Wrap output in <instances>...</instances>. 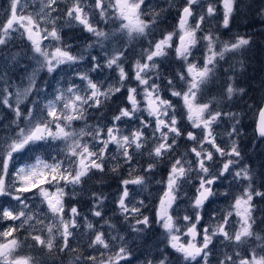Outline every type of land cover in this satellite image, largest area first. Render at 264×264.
<instances>
[{
  "label": "snow or ice",
  "instance_id": "obj_1",
  "mask_svg": "<svg viewBox=\"0 0 264 264\" xmlns=\"http://www.w3.org/2000/svg\"><path fill=\"white\" fill-rule=\"evenodd\" d=\"M59 2L60 0H41L38 11L33 14L27 11L29 7L27 0L23 2L10 0L6 13L7 19L0 25V46L7 45L12 32L26 35L33 53L30 58L35 60L40 69H46L49 74L57 72L61 66H77L81 61L86 60L88 57L83 53L74 55L70 51L71 45L64 42L61 35L62 28L57 26V21L61 17L51 15L57 11L56 5ZM64 2L67 5L64 17L68 26L71 27L74 21L95 38L93 43L87 45L85 51L96 45H99L103 51L105 42L112 41L117 33L128 39L147 37L159 22L162 13L166 11V9L159 11L151 9L145 12V0H94V4L88 7H94L101 22L107 23L110 19L120 22L115 32L110 33L99 27V23L92 22V13L86 11L85 0H64ZM168 3L169 7L176 6L175 0H168ZM220 3L223 8L220 27L229 29L239 0H220ZM197 6L202 9L200 14L196 12ZM216 15L217 7L211 0H208L206 4L205 0H185L183 5L179 6L176 29L163 34L162 38L155 42L149 41L150 47L141 53L143 62L141 59L136 60L133 78L138 82V86L127 87L126 99L130 107L119 108L118 114L112 117L111 126L96 125L90 128L86 121L88 109L100 108L103 101L120 93L129 79L123 67L125 51L119 47H116L111 55L105 52L106 59L103 64L97 56L89 53L93 62L90 72H98L105 67L118 70L117 83L107 88H102L101 84L95 82L88 72L77 71L75 75L85 84L84 88L74 82L68 83L67 87H62L58 82L53 98H45L41 101L40 97L45 90L37 87L35 71L28 77V83L23 90L17 87L15 92L9 90L11 84L6 78L7 72H0V105L14 112L15 120L12 124L16 126L14 135L0 139V197H8L21 206L19 210L14 207L0 206V220L13 222L4 230H0V264H34L33 257L17 254L23 246V241L15 234L25 225H29L33 230L29 232L31 239L37 245L46 248L49 253L56 248L59 252L66 250L79 252L78 248L71 246L70 241L74 238V230L79 227L80 213L75 206L66 213L64 197L67 193L64 187L69 184L73 186L81 184L83 179L93 171L103 173L106 160L109 158V145H115L116 152L119 154L118 157L113 155L111 159H123L129 166V178L120 181L121 194L117 201L118 207L125 220L129 217L135 220V224L132 225L133 232H142L143 228L138 227L140 225L149 226V217L141 212L144 201H138L139 206L132 204L133 194L129 186L144 187L148 180L147 174L154 172L157 164L166 155L175 151L178 146L177 138L185 135L178 127L176 105L162 94L165 89L171 96L182 100L186 118L191 127L200 130L199 134L193 131L186 133V139L194 142L195 146L172 160L166 181H157V183H165V189L156 208V222L167 235L168 247L180 254L184 264H211L210 257L213 255L214 241L219 238L224 247H233V252L232 254L225 252L217 264H264V236L253 230L256 220L253 217L252 204L254 196L264 197V192L254 187L255 176L249 165L244 164L236 168L243 159L236 139L241 135L239 127L241 113L223 112L219 110V105L213 109L215 98L207 103L198 101V96L215 76L220 61L227 62L226 57L229 54L242 56L251 44V37L236 35L233 39L222 40L219 34L211 30L204 32L203 26L213 20ZM261 15L264 16V11ZM146 16L151 18L145 19ZM193 19H195L194 24L191 22ZM42 25H51V27ZM198 33L204 34L198 36ZM45 40L50 42L49 45L44 44ZM201 41L204 42L205 49L202 64L190 59L194 57L193 50ZM173 47L177 59L183 61L186 67L184 71L176 74L175 79L163 78L166 79L164 84L157 61L159 58L166 57L168 50ZM18 55L6 54L5 63L17 61ZM239 63L242 68L243 60ZM229 70H233L232 65L224 69L225 72ZM149 73H154L155 79ZM228 79L233 81L234 77L229 76ZM157 80L162 82L157 83ZM177 81L181 82L180 90H177ZM138 88H140L139 91ZM245 91L244 88H237L230 82L225 89L226 99L232 100L234 96L243 95ZM33 95L36 98L28 101V97ZM140 95L143 97V108H141V100L137 99ZM13 96H15V104L10 101ZM26 101L31 104V107L25 113L21 104ZM141 112H147L148 117L152 119L146 120L143 116H138L137 114ZM225 117L233 122L231 131L227 133L231 138L230 146L227 148L217 143L218 134L214 133L213 127ZM125 119L128 121L137 119L140 126L124 134L120 124ZM75 121H85V127L77 132L72 128ZM21 124L24 126L21 127ZM53 125L55 131H53ZM149 127L152 128L151 137L145 131ZM255 131L259 138H264V107L258 108ZM86 136L91 137L94 143L84 142ZM49 140L64 142L65 147L61 149V152L68 161L67 167L64 160L53 157V162L48 163L37 156L34 163L25 164L15 168L14 172L11 171L16 155L30 150L39 142ZM150 140L154 146L148 150L147 155L152 162L143 169L145 174H135L134 157L144 154L143 150ZM205 145L210 147L206 148ZM189 156H193L194 159H189ZM217 156L220 158L221 165L217 172H213L212 166ZM120 168L121 165L118 162L111 171L118 172ZM193 173L198 179L197 194L190 205L193 213L182 217L185 228L182 232L181 225L177 223L181 218L173 214L174 205H177L182 183L190 182ZM226 174L232 175L234 180L247 181L243 192L235 197L231 209L219 221L199 229L198 226L203 220L201 212L206 202L217 194L213 186L221 178H226ZM53 188L54 191L51 190ZM29 193L34 196L38 193L41 204L46 205V212L38 209L36 213L30 215L31 210L25 211L29 209L27 203ZM222 194L228 195L227 192ZM96 200L98 207L103 197L96 196ZM93 215L101 217L102 212L94 210ZM233 215L239 218L236 222L239 227L230 232V218ZM40 216L44 219H40ZM45 219L50 220L46 225ZM33 220L36 224L44 225L41 231L46 230L47 236L33 234L36 231L35 225L29 224ZM16 221L20 223L17 225ZM105 223L109 222L105 221ZM86 227L89 230L94 229L91 222L86 223ZM182 235L189 239L186 242L182 241ZM197 237L200 239L198 240ZM57 240L60 241L59 244ZM111 241H119L118 250L114 255L108 256L106 260H98L95 255L84 256L80 253L75 257V264H80L81 261L87 264H121V262L131 264L133 254L127 246L128 241L125 237L116 235L111 237ZM111 247L112 244L105 232L94 230L89 239L88 248L99 251V249L110 250ZM104 255V252H100V256ZM145 264H171V261L161 249L160 259H149Z\"/></svg>",
  "mask_w": 264,
  "mask_h": 264
},
{
  "label": "flooded vegetation",
  "instance_id": "obj_2",
  "mask_svg": "<svg viewBox=\"0 0 264 264\" xmlns=\"http://www.w3.org/2000/svg\"><path fill=\"white\" fill-rule=\"evenodd\" d=\"M185 0H182L181 4L176 5L175 7H169L168 0H145V5H144V10L145 12H149L151 9H156L157 11L161 9H166L160 17L159 22L157 23V35L158 31L162 28L161 26H164L167 24V26L171 29H176L178 19H179V6L183 5ZM211 2L216 4L217 7V14H219V17H215L216 21H210L209 23H206L203 28L204 32H207L209 30L212 31H217V30H223L227 31V38H221L222 40H228L232 39V37L235 35L231 31L232 27L235 26V21L231 20L230 21V26L229 29H224L220 27V22L222 21L223 17V8L220 3V0H211ZM88 5L86 7V10L92 13V22L93 23H99V27L104 29L107 32L113 33L117 29L119 25V21L115 20H109L107 23L101 22L99 15L96 13V10L93 9V7H88L90 5L94 4V0H89ZM245 3L244 0H240L237 8L241 10L242 4ZM245 8V7H244ZM93 11V12H92ZM196 12L197 14H200L202 10H198L196 7ZM150 16H146L145 19H150ZM167 20V21H166ZM164 21V22H162ZM193 24L195 23V19L191 21ZM156 26L151 30L150 34L147 37H136L135 39H128L126 36H119V34H116V37L110 41V42H105V49L102 51L101 47L99 45H96L95 47L89 48L87 51L85 49L87 48V45L90 43H93L95 38L92 36L91 33H88L83 30V27L80 25L76 29H66L67 31L63 32V40L65 43L70 44L71 48L70 51L74 55H78L83 53L86 57H88L86 60L81 61L79 65L75 67V71H72V67L70 66H61L65 70V78H78L76 77L75 73L77 71L80 72H88L90 77L97 83L101 84L102 88H107L109 85L116 84L118 81V70L115 68L113 69H108V68H103L102 70L98 72H90L89 69L92 65V61L90 59L89 53L91 55L97 56L100 59V63L103 64L106 56L105 52L108 53V55H111V53L116 49V47H119L121 50L125 51V57L123 59V67L125 68V71L128 73L129 79L125 82V87L122 88L120 93H117L116 95L112 96L110 99L103 101L101 104L100 108L96 109L97 116L100 120L109 121V126H111L112 123V117L116 114H118V109L121 107H130V105L127 102V87H137L138 82L133 78L134 77V64L136 60L141 59L143 62L141 53L143 52L144 49H148L150 47L149 41L155 42L161 37H153V32H155ZM71 34H75L76 37H71ZM165 34V33H163ZM204 33H198V36L203 35ZM175 42V41H174ZM194 51V57H190V59H193L195 61H199L201 64L203 62V56H204V42L201 41L197 47L193 50ZM228 56H233L229 54ZM228 56L226 57L227 62L225 61H220V65L222 66L221 69H219L216 72V76H214L208 84L205 86L203 92L198 96V101L202 103H207L209 101H212V99L215 97V88L218 84L219 81H221L223 87L221 88V91H223V94L225 93V89L228 85V83L232 82L234 83V86L237 88H244L246 91L243 95L240 96H249L252 102L251 104L257 105V109L262 106L263 101H264V71L263 74L258 73L256 75V72L253 73V75L249 76V79L251 80V84L247 83L246 77L242 78V81L237 83L236 81V76L234 77L235 73L234 71H228V77L233 76L234 80L229 81L228 77H225L224 79H219L217 80V77H223L224 69H228L229 65H234L233 61L228 60ZM235 58L238 57V54L234 56ZM160 65L159 71L162 75V80L163 83L166 84V79L163 78H176V74L178 72L184 71L186 65L184 64L183 61L177 59L176 54H175V49L174 47L172 49L168 50V54L166 57L159 58L157 61ZM223 69V70H222ZM240 77L242 74V71L239 72ZM245 74V71L243 72ZM150 76L155 79V74L154 73H149ZM217 80V81H216ZM157 83H161V80H157ZM142 88V86H140ZM138 88V91L140 90ZM181 89V82L177 81V90ZM163 96L166 99H170L174 102L176 105L177 109V119H178V127L184 133L185 135H182L181 137H178V146L175 148V151L169 155H166L162 161H160L157 164L156 169L152 173H148V180L147 183L144 187L138 186V185H130V191L133 194L132 195V204L139 206L138 201L143 200L144 201V206L141 208V212L143 215L148 216L150 220V224L148 227H144L143 225H140L138 227L143 228L142 232L136 233L137 234V239L135 240L136 242H141L139 238L145 235V233H148V230H151V234L156 232L157 235H161L165 237L164 239H167V235L164 231V229L156 222V208L158 206L159 198L162 196L163 191L165 189V183H157V181H166L167 175H168V170L171 166L172 160L175 158L179 157L181 154L186 153L189 149H191L194 145V142L189 141L186 139V133L189 131H193L197 134L200 133L199 129H193L191 127V124L188 122L186 118V110L184 109L183 102L180 100L178 97H173L170 95V92L165 89L163 91ZM239 95V94H238ZM237 95V96H238ZM261 96V98H260ZM103 100V98H101ZM138 100H141V108L144 107L143 104V97L142 95L137 97ZM239 100V99H238ZM245 103L249 104L247 102V98L244 99L242 98L241 101H237L236 104L238 105L239 103ZM236 105V106H237ZM258 112V111H257ZM138 116H143L146 120H151V117H148L147 112H141L137 114ZM257 117V115H256ZM139 120L133 119L131 121H128L125 119L123 123L120 124L121 130L124 134H128V132L134 130L135 128L139 127ZM146 134L151 137L152 133V128L149 127L148 129L145 130ZM254 136V135H253ZM258 138V136L256 135ZM260 142H264V138L260 139ZM153 143L150 142L148 145L145 147L144 154L143 155H137L134 157L133 161V167L136 168V173L135 174H145L143 172V169L147 167L149 162H152L149 156L147 155L148 150L153 147ZM111 147V157L113 155H116L117 157L119 154L116 152L115 145H110ZM206 148H209V145H205ZM212 150V149H210ZM214 151V150H213ZM189 159H194L193 156H189ZM220 158L217 156L216 162L213 164L212 169L216 167L219 164ZM121 165V168L119 169L118 172H112L111 168L117 164ZM258 161L252 162L254 164V167L259 169V165L255 164ZM260 163H263L264 161H259ZM264 167V166H263ZM13 169V168H12ZM15 170V169H14ZM105 175L108 176L109 183L104 185L103 191L109 195V205L111 207V216L112 217H119L121 220L126 221V227H129L130 224L129 222H135L134 219L129 217L128 220H125L124 215L121 213V210L118 207L117 201L120 197L121 194V184L120 181L122 179H127L129 178V166L124 163L123 159H118L110 160V164L108 167L107 172ZM95 176V171L92 172V175L90 174L86 176L83 181L87 178L89 180L93 179ZM198 186V179L196 177V174L193 173L191 175V180L190 182H184L181 185V189L179 191V199L177 201V205H174V215L179 216L181 219H179L177 222H183L182 217L185 214H192L193 209L190 207L191 202L193 198L196 196V187ZM189 190V195L192 194V197L184 194L185 189ZM81 191L83 190V187L80 188ZM96 191L92 190V192H89V196L91 199H94ZM260 199H253L252 204L254 206V211H253V217L256 220V223L253 226V230L256 233H259L260 231L262 232V228L264 227V208H262V204L264 205V202L259 204ZM131 206V205H130ZM206 213V214H203ZM260 218H262V222L258 220V215ZM262 213V214H261ZM201 215L203 216V222H208V202H206L205 207L203 211L201 212ZM96 220V219H94ZM208 226L207 224L203 227ZM181 231H185V228L181 229ZM264 233V232H263ZM120 235L119 233H117ZM155 235V234H154ZM130 237H133L130 235ZM200 239V237H197V239ZM189 238L186 236H181L182 241H187ZM134 240H131V244L128 246L129 249L133 250L136 244H132V242H135ZM168 244V243H167ZM179 254V253H178ZM222 255L221 253L217 256V259L219 256ZM212 257V256H211ZM210 257V261H211ZM215 259V258H214Z\"/></svg>",
  "mask_w": 264,
  "mask_h": 264
},
{
  "label": "rangeland",
  "instance_id": "obj_3",
  "mask_svg": "<svg viewBox=\"0 0 264 264\" xmlns=\"http://www.w3.org/2000/svg\"><path fill=\"white\" fill-rule=\"evenodd\" d=\"M89 0H85L86 3V7L89 4L88 3ZM23 2V0H22ZM41 0H27V3L29 4V7L27 8V11L30 13L35 14L36 11H38L39 9V5H40ZM208 2V0H205V4ZM57 7V11L53 12V13H57V12H62L63 16L61 17V19H59L57 21V26L62 28V32L61 35L63 36V32L67 31L66 29H76L78 26H80L79 24H77L76 22H72L71 27L68 26V22L66 20V18L64 17V13L66 11V3L64 2V0H60L59 4L56 5ZM198 10H202L199 6H197ZM94 9V7H93ZM87 11V10H86ZM93 12V11H92ZM52 13V14H53ZM51 14V15H52ZM53 17H55L54 15H52ZM217 17H219V14L216 15ZM212 21H216V18H214ZM263 23V22H261ZM42 26H47V27H51V25H42ZM262 28L261 30H263V41H261V45L262 48H264V24H261ZM260 30V31H261ZM22 31V30H21ZM219 32H223V30H217ZM215 33V32H214ZM18 41H26L30 44V42L27 40L26 35L22 36L20 34V32H12L10 38L8 39V42H10L9 44L13 45L15 42ZM49 41L45 40L44 44L45 45H49ZM31 46V44H30ZM4 49V46H2V50ZM11 53V54H18L19 51H8L6 54ZM25 53V51L23 52ZM5 54V55H6ZM4 55V57H5ZM20 55L17 56V61L15 62H8L7 64L5 63L4 57H1V61H0V72H7V79H9V83L11 84L10 87V91L15 92L17 87H19L21 89V91L23 90V88L27 85L28 83V77L32 75V73L35 71L36 73V82H37V87L44 89V94L41 95L40 99L41 101H44L45 98L46 99H52L53 95L55 93V90L58 86V82L59 85L62 87H67L68 83H72L74 82L76 85H79L81 88L85 87V84L82 83L78 78H65V70L63 68L59 69L57 72L49 74L46 69H40L39 65L35 62V60L33 59H29V60H25L21 63V66L23 67L22 71L20 73H17L18 75H22L23 79H17L14 78L11 73L15 72L16 69V65L18 63V57ZM33 56L32 51L30 52V57ZM264 62V60H263ZM75 67L76 66H72V71H75ZM219 69L222 68V66L219 64L218 65ZM232 72V70H230ZM251 72V71H248ZM216 76V74H215ZM225 77H228V73H226L224 71L223 73V77H217L216 79H224ZM235 77V75H234ZM244 77V74L242 72L241 74V78H240V82L242 81V78ZM216 80V81H217ZM223 87L221 81L218 82L216 88H215V101L213 103V109H216L217 105H219V110L223 111V112H239L241 113V124H240V129H241V135L239 137H237L236 139L238 140V143L240 145V149L242 152V157L243 159L241 160L240 165H237L236 168L238 169L241 165L247 164L251 167V169L253 170V174L255 176V184L254 187L261 191L264 192L262 186H261V181L264 183V167L260 166V162H259V169L254 167V164L252 163L253 161H260L261 157H260V153L263 152L264 155V142H260V140L256 137V133H255V121H256V110H257V105H253L251 104L252 102L255 101H251L250 98H248L249 96H240V95H236L233 97L232 100H227L226 99V94H223V91H221V88ZM244 97L247 98V102L250 103L246 104V109L243 113L240 112L239 109H236L237 106L239 107V105L236 104L237 101H241L242 98ZM35 95L33 96H29L28 97V101H31L33 99H35ZM261 98V96H260ZM239 99V100H238ZM213 100V99H212ZM10 101L15 104V96L10 98ZM237 105V106H236ZM251 106V107H250ZM31 107V104L28 103L27 101L24 104H21V108L23 111H25V113L27 112V109ZM240 108V107H239ZM5 111H8L10 116H6L5 115ZM88 117H87V125L90 126V128H94L96 125H99L101 127H104L105 125L109 126V121H103L100 120L97 116V112H96V108H90L88 109ZM7 118H11L12 120H9ZM15 120V115L14 112L3 106L0 105V123L2 125H13L12 121ZM232 121L229 120L227 117H225L224 119H222L218 125H214V133L218 134L217 135V143L220 144L221 147H229L230 146V142H231V138L227 135V133L229 131H231V127H232ZM24 125L21 124V127H23ZM53 127V131H55V127L54 125ZM85 127V121H75L72 125V128L75 129L77 132L81 129ZM10 135H14V133H11L9 135H4L2 134L0 136V139H3L6 136H10ZM254 135V136H253ZM84 142H88V143H94V141L92 140L91 137H84ZM65 147L64 142L59 141V140H49L47 142H39L38 145H33L32 148L30 150H26L23 153H20L18 155H16L15 160L13 161V167L12 168H18L20 166H23L25 164H31L35 162V158L37 156L41 157L43 160L47 161L48 163H52L53 162V157H55L57 160H64L65 161V166H68V161L65 159V155L63 152H61V149H63ZM108 159L106 160L105 163V171L103 173L101 172H97L95 171V175L96 174H101V175H105V173L108 170L109 164H110V160H111V147L109 145V153H108ZM221 165V161H219V164L214 167L212 169L213 172H217L220 168ZM235 170V169H234ZM15 171V170H14ZM247 181H237L233 179V176L230 174H226V178H221L220 181H218L213 187L214 190L216 191V195L211 197L210 200L208 201V222H203L201 221V224L198 226L199 229H202V226H204V224L210 226V225H214L216 221H219L225 214L227 211H229L231 209V205L234 202V199L236 196L240 195L243 192V188L246 185ZM72 186L71 184L67 185L66 187H64L65 191L68 192H72L74 191V189H68V187ZM183 188H180V190ZM54 191V189H52ZM227 192L228 195L225 196L222 193ZM184 194L192 197V194L189 195V190L186 188ZM29 196V199L27 201V203L29 204V209H25V211H29V214H34L37 212L38 209H42L40 208L37 204H36V195H32V194H27ZM37 196L38 193H37ZM105 196V195H104ZM65 198V197H64ZM262 197L259 196H254V199H261ZM11 201L10 198L8 197H0V205L3 207H9L8 206V202ZM13 201V200H12ZM65 202V199H64ZM16 207V210L20 209V205L17 203H13ZM17 204V205H16ZM262 208H264V205H261ZM45 212L47 211V209H43ZM203 211V210H202ZM206 214V213H203ZM214 217V219H213ZM40 219H44L43 216L39 217ZM239 218L236 217L235 215H233L230 218V225H229V231L231 232L234 228H238L239 225L237 222ZM19 222V221H18ZM45 222H50V220H46ZM178 224L181 225V229L184 228V223L182 222H177ZM30 225H35V229H42L44 228V225H39L36 224V221H30L29 222ZM125 224L126 221H125ZM46 225V223H45ZM29 229L32 230V228L29 227ZM80 230H82V228L79 227L77 229L74 230V237H77V233L78 235L81 237V233L79 232ZM262 232L260 231L259 234L261 236H263V232H264V227L262 228ZM92 232V231H91ZM94 232V230H93ZM85 233V231H84ZM117 233H123L121 234V236H124L125 239L128 241V245L129 246L131 244V240H136L137 239V234L136 232H133L132 230H129L127 232H118V231H110V237L116 236L118 235ZM39 234H41V232H39ZM43 234V233H42ZM47 236V233H45ZM130 235H132L133 237H130ZM189 238V237H188ZM82 240V238H80ZM90 239V238H89ZM139 240H141V238H139ZM199 240V238H198ZM140 243V242H139ZM259 243V242H257ZM144 245V242L142 243ZM112 247L113 249H118L119 247V241H112ZM131 250V249H130ZM132 251V258H131V264H144L145 263V256L147 255L148 251L145 248H140L136 251ZM100 252H102V249H100ZM100 252L98 254H100ZM227 252L228 254H232L233 252V247L229 246V247H224L221 243H220V239H216L214 241V248H213V255L211 257V264H217V262L215 260L217 259V256L221 253L222 257L223 254ZM21 249L18 251V255H21ZM111 254V253H110ZM114 253H112V255H114ZM110 255H107L105 260L107 259V257ZM179 258H181L180 254H179ZM215 258V259H214ZM182 259V258H181ZM121 264H124V262H121Z\"/></svg>",
  "mask_w": 264,
  "mask_h": 264
},
{
  "label": "trees",
  "instance_id": "obj_4",
  "mask_svg": "<svg viewBox=\"0 0 264 264\" xmlns=\"http://www.w3.org/2000/svg\"><path fill=\"white\" fill-rule=\"evenodd\" d=\"M181 2L182 0H175L176 5L181 4ZM244 2L245 3H243L241 6V10L237 8V10L233 14V18L231 19L235 21V26H233L231 29V31L235 33L232 39L236 35L251 37V44L243 52L242 56L239 54L237 58H235L234 56H228V60L234 62L232 71L236 72L235 76H236L237 83H239L240 78H241L239 72L245 71L244 75L246 77L247 83L251 84V80L249 79V76L253 75L254 72H256V75H258V73L263 74V71H264V62H263L264 48H262V45H261L262 44L261 41H263V30H261L262 28L261 24H264V16L261 15V12L264 11V0H244ZM9 5H10V0H0V25H2L7 19L6 13H7V10L9 9ZM52 15L62 17L63 13L57 12V13H53ZM161 27L162 28L158 31V35H157L156 33H157L158 27L156 25L155 32H153V37H156V36L161 37L163 33L172 32L175 30V29L169 28L167 24ZM213 32L219 34L221 38L228 37L227 31H224V32L213 31ZM70 36L74 38L76 37L75 34H71ZM9 43L10 42H7V45L4 46L3 50H2V46H0V58L4 57V55L8 51H12V50L19 51L18 54L20 56L18 57V63L15 69L16 73L12 72L11 75L17 79H23L22 75H18L17 73H20L23 69V67L21 66V63L25 60L30 59L31 46L26 41H18V42H15L13 45ZM24 51L25 53H23ZM240 60H243L242 68L239 63ZM248 71H251V72H248ZM238 105L240 108L237 106L236 109H239L240 112L243 111L244 113L246 109L245 103L244 102L239 103ZM257 111L258 109L256 110V113ZM5 115L8 117L10 116L8 111H5ZM7 119L12 120L11 118H7ZM15 130H16V126H13V125L7 126V125H2L0 123V136L2 134L9 135L11 133H14ZM261 154H263V152H261L259 155L261 157V161H264V155H261ZM255 164L259 165V161ZM260 166H264V162L260 163ZM11 171L14 172V168L11 169ZM89 174L90 176L92 175V173H89ZM95 176L96 177H94L91 180L86 178L79 185H75V186L72 185L68 187V189L75 188L74 191L72 192L65 191L67 193V195L64 198L66 213L69 212L70 208L73 206L77 207L80 213L78 217V223L80 224V227L82 228V230L79 231L81 233V237L77 233V237H74L70 241L71 246L73 248H78L79 252H70L67 250L65 252H59L58 248H56L53 250L52 253H49L46 248H43L40 245H37L35 241L31 239V237L29 236V232L33 230L29 229V225H25L23 228L20 229L19 232L15 234L21 241H23V246L21 247V253H20L22 256L33 257L34 264H75V257L80 253H82L84 256H87L89 254L95 255L97 256L98 260H105L107 255H112V253L114 252L116 253L118 249H113V247H111L110 250L102 249V252H104L105 255L100 256V254H98L100 252V249L99 251H93L92 249L88 248L89 238L93 235V230H100V231L105 232L106 237L112 244L111 237L109 234L110 231L127 232L129 230H132V225H134L135 222H129L130 226L126 227L124 220H121L119 217L115 218L111 216V207L109 205L110 204L109 195L103 191L104 185L109 183L108 176L101 175V174H96ZM61 186H63V184ZM261 186L264 190V183L262 181H261ZM82 187L84 191L80 190V188ZM92 190L96 191V195L94 199H91L89 196V192H92ZM29 194H32V193H29ZM96 196L103 197L102 203H100L98 207H97ZM14 202L17 203L16 201H12V200L9 201L8 206L15 208L16 206L13 204ZM262 202H264V197L260 199L259 204ZM36 204L40 208L46 209V205L41 204L40 198L39 196H37V194H36ZM94 210H100L102 212V216L101 217L94 216L93 215ZM261 219L262 218H260L258 215V220L260 222H262ZM105 221H108L109 223L106 224ZM88 222H91L94 225L93 230L87 229L86 223ZM12 223H13L12 221L0 220V230H4L7 226H9ZM19 223L20 222L18 221L15 222V224L17 225ZM45 223L47 224L48 222H45ZM109 225H114L115 227L113 228V227H110ZM39 232H41L40 235H43V236L46 235L45 233H47L46 230L42 232L41 229H36V231H34L33 234L34 235L39 234ZM151 233H152L151 230H148V233H145V235L141 237L142 241L140 243L136 241L132 242V244H136L133 251H136L140 248L147 249L148 253L145 256V262H146L149 259H152V260L160 259L161 249H163L164 252L169 256L171 264H184L183 260L179 258V254L176 253L170 247H168V244H167L168 241L167 239H164L165 237L161 235H157L156 232H154L153 234ZM119 234L121 235L123 233H119ZM263 236H264V233H263ZM80 238H82V240ZM143 242H144V245L142 244ZM57 243L59 244L60 241L57 240ZM29 245H31V247H29ZM253 246H255V244H253ZM221 258H222V255L219 256L218 260ZM218 260H215V261L217 262ZM80 264H87V262L81 261Z\"/></svg>",
  "mask_w": 264,
  "mask_h": 264
},
{
  "label": "water",
  "instance_id": "obj_5",
  "mask_svg": "<svg viewBox=\"0 0 264 264\" xmlns=\"http://www.w3.org/2000/svg\"><path fill=\"white\" fill-rule=\"evenodd\" d=\"M261 107H264V101H263V104H262V106ZM257 115H258V113H257ZM256 120H257V117H256ZM255 129H256V121H255ZM255 133H256V131H255ZM256 135H257V133H256ZM258 136V135H257ZM259 138V137H258ZM260 139H263V138H260Z\"/></svg>",
  "mask_w": 264,
  "mask_h": 264
},
{
  "label": "bare ground",
  "instance_id": "obj_6",
  "mask_svg": "<svg viewBox=\"0 0 264 264\" xmlns=\"http://www.w3.org/2000/svg\"><path fill=\"white\" fill-rule=\"evenodd\" d=\"M167 21V20H166ZM162 22H164V21H162ZM156 239V238H155ZM150 240V239H149ZM154 242V241H153ZM158 243V242H157ZM160 243V242H159ZM155 244V243H154ZM153 248V247H152ZM154 248H155V246H154ZM158 253V252H157Z\"/></svg>",
  "mask_w": 264,
  "mask_h": 264
}]
</instances>
